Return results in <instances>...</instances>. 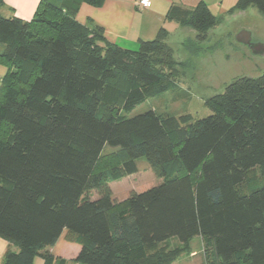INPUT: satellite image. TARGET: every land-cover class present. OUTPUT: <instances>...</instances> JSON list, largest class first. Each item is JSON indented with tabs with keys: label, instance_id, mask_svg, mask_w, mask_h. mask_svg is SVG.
Instances as JSON below:
<instances>
[{
	"label": "trees",
	"instance_id": "trees-1",
	"mask_svg": "<svg viewBox=\"0 0 264 264\" xmlns=\"http://www.w3.org/2000/svg\"><path fill=\"white\" fill-rule=\"evenodd\" d=\"M104 2L40 0L30 20L0 15V237L16 248L3 264H172L196 236L205 264H264V72L234 78L202 118L128 116L173 88L183 62L163 26L128 50L75 19L81 3ZM250 6L264 16V0L227 13ZM166 19L196 42L221 22L203 3ZM140 158L162 182L114 202L109 182ZM65 230L80 245L71 260L48 250Z\"/></svg>",
	"mask_w": 264,
	"mask_h": 264
},
{
	"label": "rangeland",
	"instance_id": "rangeland-1",
	"mask_svg": "<svg viewBox=\"0 0 264 264\" xmlns=\"http://www.w3.org/2000/svg\"><path fill=\"white\" fill-rule=\"evenodd\" d=\"M220 16L221 22L208 31L203 42H196L189 33H184L177 23L168 22L165 28L169 32L167 43L173 48L178 62V75L175 86L159 95L147 98L137 105L128 116H134L149 109L163 117H180L189 115L194 119L212 113L206 100L224 90L225 86L236 77L257 76L264 72V53L252 54L248 45L236 41L240 30L251 26L254 29L252 41L264 39V16L250 6L244 12ZM7 11L0 8V15L8 17ZM0 44V51L2 49ZM139 46L136 49L137 50ZM7 67L0 64V85L7 72ZM167 81V80H165ZM113 149L106 148V152ZM138 171L120 180L109 182L114 202L128 198L131 193H139L162 182L144 158L137 160ZM264 182V179H263ZM92 199L98 197L96 190L88 192ZM66 234V230L64 232ZM63 234V235H65ZM62 237L60 242L64 241ZM171 246L178 245L177 238L168 240ZM197 255L194 264H203L199 236L190 243ZM38 257V256H37ZM180 258L179 262L184 261Z\"/></svg>",
	"mask_w": 264,
	"mask_h": 264
},
{
	"label": "crops",
	"instance_id": "crops-1",
	"mask_svg": "<svg viewBox=\"0 0 264 264\" xmlns=\"http://www.w3.org/2000/svg\"><path fill=\"white\" fill-rule=\"evenodd\" d=\"M39 1L40 0H2L0 8L7 11L6 15H8V17L15 16L23 20H30ZM236 1L237 0H147V5L143 6L140 5L139 0H105L99 7L81 3L74 17L81 24L92 22L93 24L102 26L106 41L123 49L133 50L139 46L140 41L153 39L160 27L163 26L165 28L168 22L176 23L166 19L167 13L173 6L193 9L199 3H203L214 16L220 17L225 16L229 9L235 5ZM241 13H243V15L246 14L244 12ZM237 14H239V12ZM179 28L181 29L180 26ZM244 29L247 30V28ZM189 34L194 36L192 32H189ZM262 43H264V41ZM64 232L65 231L62 232L56 243L49 247L48 250L53 255L71 260L77 256L80 245L68 242L65 239V235H63L65 234ZM62 237L64 241L60 242ZM199 240L204 255L200 236ZM9 248L16 251L14 246L0 237V264H3L5 253ZM196 255V251L192 249L190 245V252L188 254H182L172 264H194V257ZM182 256H184L185 259L179 262ZM34 264H42V259L40 257H35ZM203 264H205V257Z\"/></svg>",
	"mask_w": 264,
	"mask_h": 264
},
{
	"label": "water",
	"instance_id": "water-1",
	"mask_svg": "<svg viewBox=\"0 0 264 264\" xmlns=\"http://www.w3.org/2000/svg\"><path fill=\"white\" fill-rule=\"evenodd\" d=\"M235 39H236V41H238L240 43L248 45L252 54L261 55L262 53H264V43L253 42L252 41V34H251V31H249V30H246V29L240 30L239 32H237Z\"/></svg>",
	"mask_w": 264,
	"mask_h": 264
},
{
	"label": "flooded vegetation",
	"instance_id": "flooded-vegetation-1",
	"mask_svg": "<svg viewBox=\"0 0 264 264\" xmlns=\"http://www.w3.org/2000/svg\"><path fill=\"white\" fill-rule=\"evenodd\" d=\"M247 30H250L251 33H252V36H253L254 29H253L251 26H248V27H247ZM255 41H256V42H261V41L263 42L264 39H256Z\"/></svg>",
	"mask_w": 264,
	"mask_h": 264
},
{
	"label": "built area",
	"instance_id": "built-area-1",
	"mask_svg": "<svg viewBox=\"0 0 264 264\" xmlns=\"http://www.w3.org/2000/svg\"><path fill=\"white\" fill-rule=\"evenodd\" d=\"M140 5L146 6L147 0H139Z\"/></svg>",
	"mask_w": 264,
	"mask_h": 264
}]
</instances>
